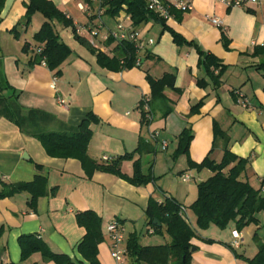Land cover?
Here are the masks:
<instances>
[{
  "label": "crops",
  "instance_id": "1",
  "mask_svg": "<svg viewBox=\"0 0 264 264\" xmlns=\"http://www.w3.org/2000/svg\"><path fill=\"white\" fill-rule=\"evenodd\" d=\"M28 1L5 0L0 13L1 71L18 93L19 103L25 109L44 113L45 119L40 124L44 131H66L78 126L88 113L96 115L99 122L91 124L93 137L88 153L98 162L130 153L137 148L140 138L145 139L155 146V151L141 157L142 171L152 173L156 179L136 186L115 174L101 171L87 178L78 159L49 156L38 139L1 117L0 188L2 182L32 181L38 174L47 176L50 189L57 188L55 195L38 200L36 210L28 206V193L0 199V226L5 227L0 238L2 264L44 263L40 253L22 260L19 237L26 234L37 235L54 252L87 264L78 251L86 234L85 228L77 223L78 211L93 210L103 219L104 240L98 246L101 264H146L135 262L128 253L122 261L113 258L111 239L106 232L107 224L113 220L125 227V247L133 232L138 234L142 245H162L171 241L165 229L162 234L150 232L153 228L147 224L145 216L150 198L158 202L168 196L175 198L187 207L191 223L196 227V216L189 207L198 197V183L207 180L213 172L208 168H191L186 155L173 158L178 136L187 127L193 132L189 158L200 163L210 156L220 162L224 149L222 145L214 147V123L217 122L229 135V150L248 160L241 179L260 190L264 197V190H261V179L264 178V66L261 64L264 55H253L256 45H264V0L233 8H227L217 0H194L193 9L184 13L181 20L174 16L165 23L153 19L141 23L135 26L143 42L140 55L145 58L150 53L152 57L143 59L141 68L121 71L99 65L97 54L75 39L71 27L55 22L56 31L72 49V54L60 66L59 76L44 63L29 67L35 48L39 47L30 37L33 38L45 21L40 13L34 14L29 26H19L18 38L10 32L23 20ZM52 1L76 26L95 21L79 8L81 0ZM212 16L218 17L221 24H213ZM169 28L189 41H195L228 66L218 89L198 67L197 50L192 46L177 45ZM223 31L230 40L228 49L222 42ZM25 43H30L28 52L23 50ZM114 47V43H105L104 52L111 56ZM147 73L155 79L169 73L175 75V88L165 90L173 110L164 117L157 110L151 123L142 126L139 104L144 96L151 95ZM202 77L209 82L205 88L197 84L198 78ZM241 95L250 101L251 107L238 102ZM59 98L64 99L66 105L60 104ZM201 100L203 104L199 111L190 114L191 107ZM153 132L159 133L158 142L151 139ZM164 140L168 143L165 150L160 145ZM37 164L42 165V169H38ZM121 170L133 175V160H124ZM184 174H189L191 179L183 181ZM256 216L257 224L252 223L241 230L236 222H231L225 229L213 224L208 229L197 228L196 236L191 240L196 249L191 264H248L235 253L254 257L258 252L253 238L255 233L264 243V210ZM137 226L141 227L140 232ZM235 229L242 239L238 248L231 247Z\"/></svg>",
  "mask_w": 264,
  "mask_h": 264
},
{
  "label": "trees",
  "instance_id": "2",
  "mask_svg": "<svg viewBox=\"0 0 264 264\" xmlns=\"http://www.w3.org/2000/svg\"><path fill=\"white\" fill-rule=\"evenodd\" d=\"M108 4L107 13L114 16L126 5L127 12L131 15L135 26L147 22L150 19L165 23V19L148 12L142 0H106ZM5 0H0V13L3 10ZM27 12L10 32L15 37H19V26H29L34 14L40 13L45 21L40 29L34 34V41L41 47L40 51L35 50L29 61V67L44 63L55 75H61L60 66L72 54L71 47L66 44L55 29V22L61 23L65 27H71L74 37L80 43L89 46L97 54L99 65L110 70L121 71L133 67H142L143 59L152 55L147 53L145 58L139 56L135 44L130 41H120L115 44L114 54L108 55L104 51L95 49L87 38L77 34L73 20L62 12L52 0H29L26 3ZM175 17L181 20L184 14L181 11H173ZM174 42L179 46H192L199 55L198 67L202 68L205 75L211 80L213 86L218 89L222 84V76L227 70L226 66L216 55L203 50L195 41H189L180 33L169 28ZM222 42L228 49L230 40L223 31ZM114 43L113 38H109L106 44ZM42 44V45H40ZM30 43L23 45V50L28 52ZM254 56L264 55V45H256L253 51ZM140 62L138 63V59ZM0 59V118L16 124L20 130L36 139L44 147L46 153L54 158H74L78 159L85 171L87 178H92L97 171L115 174L127 180L133 185L141 186L153 182L156 177L152 173L145 174L142 171L141 157L147 153L155 151V146L143 138H140L137 148L114 160L98 162L91 158L88 153L89 144L93 137L92 123L99 122V118L93 113H88L78 126L70 127L66 131H44L41 122L45 115L40 110L25 109L19 103V95L15 92L3 72L1 71ZM264 63L261 64V67ZM146 78L151 86L149 110L143 108V100L139 104L141 112V124L147 126L153 120L157 110L162 116H167L173 110V103L165 95L167 88H175V75L165 74L162 78L155 79L147 73ZM197 84L205 88L209 85L205 77L198 78ZM203 104L199 101L191 107L190 114L197 113ZM151 115V118L149 117ZM193 139V132L190 127L185 128L178 136V145L173 153V158L177 159L182 155L188 157V165L191 168L201 170L208 168L213 175L207 180L198 183V197L190 205V209L196 216V227L192 221L184 218L180 214L181 203L173 197H166L164 201L158 202L150 198L145 210L147 224L153 228V232L162 234L165 232L170 236L171 241L162 245H142L140 237L136 232L128 236L126 251L128 255L137 263L146 264H191L192 248L191 240L196 236V230L208 229L212 224L220 229H225L231 222H236L239 230L246 226L258 223L257 213L264 210V197L260 190L255 189L248 181L241 179V174L245 170L248 160L238 157L229 148V135L214 123V147L222 145L224 155L220 162H215L207 156L202 162L197 163L189 158V145ZM138 155V158L135 156ZM124 160H133V175L122 172L121 164ZM234 166L230 167L231 164ZM42 169V165H36ZM0 188V199L12 197L18 193H28L30 199L28 206L32 210L37 209L38 200L50 194L55 195L57 188H49L48 178L38 174L32 181L7 184L2 182ZM76 219L79 226L84 227L86 234L78 245V251L87 264H101L98 259V246L104 240L102 229L103 219L93 210L78 211ZM157 219L158 223H153ZM160 224V225H159ZM5 227L0 226V238L4 234ZM258 252L248 258L244 255L236 254L239 259L245 260L248 264H264V243L257 233L254 235ZM213 242L212 239H207ZM22 260L28 259L35 253H40L44 263L55 262L56 264H85L75 261L67 254L54 252L48 243L34 234H26L19 237ZM232 247V246H231ZM0 264L1 261H0ZM8 264H17L10 262ZM40 264V263H34Z\"/></svg>",
  "mask_w": 264,
  "mask_h": 264
},
{
  "label": "built area",
  "instance_id": "3",
  "mask_svg": "<svg viewBox=\"0 0 264 264\" xmlns=\"http://www.w3.org/2000/svg\"><path fill=\"white\" fill-rule=\"evenodd\" d=\"M145 4L148 12L157 15L162 19H170L174 17L173 11L178 10L183 13L190 12L193 9L194 0H142ZM227 8L233 7H244L249 4L259 3V0H217ZM79 8L83 10L88 17L95 18V21H89L83 25H75L76 32L78 35L88 39L89 43L97 50L106 51L105 43L109 38L114 39V44L120 41H130L135 44L137 52L140 55V51L143 48V42L141 40V34L139 30L135 27L131 15L127 12L126 5L119 10L114 16H110L107 13L108 4L106 0H82L79 3ZM111 18L115 25L113 28L109 27L105 16ZM211 22L215 25H220L221 20L212 16L210 18ZM152 42V41H150ZM35 50L40 51L41 47L35 48ZM140 58L138 59V63ZM238 102L244 107H251L250 101L244 96L238 98ZM60 104L66 105L64 99H58ZM143 108L149 110L148 102L150 101V96L146 95L142 98ZM151 118V115L149 116ZM158 132H153L150 137L152 140L158 142ZM160 145L163 150L167 149L168 143L166 140L161 141ZM105 160H109L104 157ZM183 181H188L191 179L189 174L182 175ZM261 190H264V178L261 179ZM180 214L189 219L187 214V207L181 205ZM106 232L111 239V254L116 261H122L124 256L127 254L125 243V227L118 220H113L109 222L106 226ZM150 232L153 233V230ZM233 241L231 246L233 248H238L241 245V233L235 229L232 231Z\"/></svg>",
  "mask_w": 264,
  "mask_h": 264
},
{
  "label": "rangeland",
  "instance_id": "4",
  "mask_svg": "<svg viewBox=\"0 0 264 264\" xmlns=\"http://www.w3.org/2000/svg\"><path fill=\"white\" fill-rule=\"evenodd\" d=\"M81 2H82V0H81ZM105 19L107 20V22L108 23H110L109 24V27H113L114 25H113V22H112V19L111 18H109V17H107V15L105 16ZM31 31V28L29 29V32ZM71 31V30H70ZM30 40H34V38H32V37H30ZM194 181V180H193ZM141 226V225H140ZM140 226H137V228H138V231L140 232L141 231V227Z\"/></svg>",
  "mask_w": 264,
  "mask_h": 264
},
{
  "label": "water",
  "instance_id": "5",
  "mask_svg": "<svg viewBox=\"0 0 264 264\" xmlns=\"http://www.w3.org/2000/svg\"><path fill=\"white\" fill-rule=\"evenodd\" d=\"M153 223L155 224V223H158V220L157 219H155L154 221H153ZM160 225V224H159ZM196 249H195V247H193L192 248V252H194Z\"/></svg>",
  "mask_w": 264,
  "mask_h": 264
}]
</instances>
